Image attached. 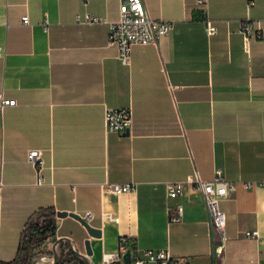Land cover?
<instances>
[{
  "label": "crops",
  "instance_id": "0c3cea01",
  "mask_svg": "<svg viewBox=\"0 0 264 264\" xmlns=\"http://www.w3.org/2000/svg\"><path fill=\"white\" fill-rule=\"evenodd\" d=\"M198 1L144 0L151 19L173 29L134 47L125 64L108 42L120 0H0V99L17 102L0 100V261L16 257L30 217L53 208L94 213L101 238L70 217L57 218L55 238L83 255L90 241L93 264H106L123 239L188 264H264V38L246 44L240 34L243 21H260L264 37V0H206L211 37ZM86 14L99 22L79 23ZM127 108L130 134L109 132L106 113ZM36 150L40 174L28 161ZM219 170L236 189L221 202L228 240L217 256L188 179L211 181ZM107 183L135 190L104 192ZM170 184L183 185L179 199H168ZM253 230L259 240L245 237Z\"/></svg>",
  "mask_w": 264,
  "mask_h": 264
},
{
  "label": "built area",
  "instance_id": "2783aa9c",
  "mask_svg": "<svg viewBox=\"0 0 264 264\" xmlns=\"http://www.w3.org/2000/svg\"><path fill=\"white\" fill-rule=\"evenodd\" d=\"M87 1V0H84ZM198 9L205 17V28L209 37L214 36L217 32L214 21L207 16V1L199 0L197 2ZM77 21L96 24L99 19L92 15L86 14L82 19L78 17ZM23 24L28 25V17L23 18ZM173 29V24L169 22L159 21L156 22L151 19L144 0H120L119 19L109 24V46L116 47L119 52V59L129 64L131 59V53L134 47L157 45L159 41L167 36ZM240 34L242 35L246 44L253 40H262L263 31L260 26V21L246 20L240 24ZM5 50L0 48V57L5 56ZM1 100V107L10 106L15 107L16 101ZM105 122L109 132L124 135L126 131H129L133 127V111L132 109H120L110 110L105 115ZM28 161L36 167L38 173L44 166L41 151H31L28 154ZM188 183L193 185L196 192L202 195L209 220V226L211 229V242L213 247V254L220 256L223 252L224 244L228 240L226 234L227 216L221 208V202L232 196L236 189V183L227 180L222 172L219 170L217 175L211 181H204L198 174L191 176L188 179ZM43 184V179L39 175L38 185ZM253 183H246L244 187L246 189L253 188ZM104 192H110L117 195L129 193L135 190V186L131 184L117 185L107 183L102 185ZM1 192L2 185L0 184V213H1ZM168 199H179L183 194L182 184H170L167 187ZM184 211L183 206H177V216L173 218V221L180 222L183 218ZM82 218L90 224L95 215L93 212L85 213ZM244 235L248 239L259 240L260 234L257 230L246 231ZM125 239L122 240V244ZM128 246L122 245L121 251L111 256L107 263L119 259L122 255L128 251ZM131 251V250H130ZM132 253V264H188L186 260L173 258L168 251H143ZM106 263V264H107Z\"/></svg>",
  "mask_w": 264,
  "mask_h": 264
},
{
  "label": "trees",
  "instance_id": "16d2710c",
  "mask_svg": "<svg viewBox=\"0 0 264 264\" xmlns=\"http://www.w3.org/2000/svg\"><path fill=\"white\" fill-rule=\"evenodd\" d=\"M58 229L57 212L53 208H43L35 212L28 220L21 235L17 255L12 262L0 264H32V259L40 253L50 254L43 247L50 241L56 240ZM136 254L135 241L125 239L122 244ZM60 264H80V262L67 249H62Z\"/></svg>",
  "mask_w": 264,
  "mask_h": 264
},
{
  "label": "water",
  "instance_id": "95a60500",
  "mask_svg": "<svg viewBox=\"0 0 264 264\" xmlns=\"http://www.w3.org/2000/svg\"><path fill=\"white\" fill-rule=\"evenodd\" d=\"M129 131H126L123 136H128ZM67 217L78 221L88 232L91 238H101L100 230H97L89 225L80 215L67 212H57L58 219H65ZM51 246V254L40 253L33 257L32 264H60L62 259V249L67 248L73 256L80 262V264H93L90 257L93 255V250L90 241H85L86 255H83L77 249L75 243L70 238H58L53 241ZM107 264H132V253L128 250L122 255L121 260L115 259Z\"/></svg>",
  "mask_w": 264,
  "mask_h": 264
},
{
  "label": "rangeland",
  "instance_id": "374dc122",
  "mask_svg": "<svg viewBox=\"0 0 264 264\" xmlns=\"http://www.w3.org/2000/svg\"><path fill=\"white\" fill-rule=\"evenodd\" d=\"M51 246H52V244L51 243H47L44 247H43V249L45 250V251H50V254H51ZM45 254V253H44ZM48 254V253H47ZM14 259H15V257H14ZM14 259H12V260H10V261H4L5 263H9V262H12Z\"/></svg>",
  "mask_w": 264,
  "mask_h": 264
}]
</instances>
